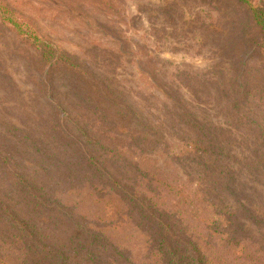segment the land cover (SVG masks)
I'll return each instance as SVG.
<instances>
[{
	"label": "rangeland",
	"instance_id": "1",
	"mask_svg": "<svg viewBox=\"0 0 264 264\" xmlns=\"http://www.w3.org/2000/svg\"><path fill=\"white\" fill-rule=\"evenodd\" d=\"M229 2L0 0L8 10L0 12V131L15 128L28 133L36 146L13 145L0 134V149L8 152L0 164V264H153L160 251L154 241L162 230L154 220L159 211L165 212L160 218L164 224L172 217L178 220L169 228L180 237L178 248L187 237L204 241L202 219L213 218L221 226L209 227L210 245L203 244L211 247L213 259L222 264H264V40L259 30H251L246 12ZM8 16L40 29L44 40L86 70L89 81L110 92L116 107L141 114L144 128L160 136L182 130L173 112L180 103L201 109V117L209 120L214 115L225 118L224 105L217 101L198 107L192 103V91H177L172 78L176 72L200 74L218 68L233 73L237 84L248 86L243 101L232 95L228 113L243 140L233 149V165H218L235 171L243 165L246 173L232 184L204 172L191 161L193 149L189 153L173 140L161 145L158 136L151 138L158 145L138 144L127 133L116 136L112 125L82 112L68 76L44 62L42 45L3 23ZM137 66L154 74L155 81L151 75H138ZM81 114L90 120L89 140L77 141L96 158L89 167L93 176L78 173L84 168L76 167L64 139L51 131L58 120L63 134L74 135L73 122ZM129 121L120 119L117 128L142 131ZM136 165L148 177H137L132 169ZM30 181L42 187L45 202L39 213L31 210L28 215L15 192ZM150 182L157 187L152 193ZM4 211L38 226L42 237L28 243L35 253L19 238L22 228L16 237H8L13 224L2 219ZM144 212L151 219L144 220ZM232 230L237 239L227 244ZM38 242L44 248L40 253ZM167 245L175 248L173 242Z\"/></svg>",
	"mask_w": 264,
	"mask_h": 264
},
{
	"label": "trees",
	"instance_id": "2",
	"mask_svg": "<svg viewBox=\"0 0 264 264\" xmlns=\"http://www.w3.org/2000/svg\"><path fill=\"white\" fill-rule=\"evenodd\" d=\"M228 1H230L228 5L232 4L233 6H237L246 12V14L248 15V20L251 23V30H259V32L262 33L261 35L264 40V0ZM0 12H8L5 6H2L1 3ZM2 22L9 25L11 29L14 30L18 35L26 36L28 40H31L38 45H42L43 48L41 56L44 59V62L50 64L49 67L57 70L59 74H61L62 72L68 76L71 82L70 84L73 85L71 91L75 94L76 97L80 98L78 100V104L82 109L83 113H86L88 111L89 115H96L98 118H100V122H102L103 124L112 125V129H116L117 131L115 133L116 136H123L122 134L127 133L129 136H131V138L133 139L132 141L134 143H151L154 145H158L155 139L151 138L158 137L160 136V134L157 131L147 130L146 128H144L146 125L142 124L144 121L141 120V114H136L134 110L132 112L126 113L122 111V109L116 107V104L111 101V99H109V97H111L110 92H108L107 89L102 88L98 84H93L91 81H89V74L86 72V70L82 66L72 63L70 61L69 56L65 55L64 53H59L57 48L51 42L44 40V37L40 34V29L27 22L23 23L22 21H20V23L14 20L13 17L11 18L9 16L3 17ZM251 43H255V47H257V42ZM255 47H250L249 51L251 55L252 53H254ZM138 61L139 64L142 63L141 59H139ZM261 61L263 62L264 59ZM142 66L141 68L139 66H137L136 68L138 75H151V81H155L153 76L154 74H147L142 68ZM144 66H146V64H144ZM243 75L244 73H239V76L243 77ZM172 78L173 82L176 83L177 91L181 89H188L192 91L190 92L194 95V100L192 101V103L198 105V107L203 106L205 104L208 105V103H210L209 101H217L218 103L224 105L223 110L226 112V114L222 117H225L226 119L221 117L216 118L217 116L214 115L209 120L207 119L209 118V116L201 117V109H193L187 104L180 103L179 107H176L173 112L175 113V122L181 123L180 128L182 130L178 131V133L172 136H170L169 134H162L160 136V141H158L161 143V145H163L169 144L170 141L173 140L174 142L185 146L186 149L188 148V150H190L189 153L192 152L191 150L193 149L195 157L191 161L194 164L201 166V168L204 169V172H209L210 175L215 173L216 175H218V177L220 176L219 178H221L222 180H226V182L229 181L232 184H236V177L240 174L246 173V169L243 167V165H237V167H239L240 169H236L235 171L233 166L220 167L221 165H218V162L225 163L227 165H233L230 162V160L233 159V149H235L237 145L241 144L239 143V139L243 140V138H240V136L238 135V132L235 131V127L231 126V124L229 123V121H231V116L228 113L231 110V106L234 102V100H232L234 98L232 97V95H237L235 101H238L239 99L243 101L245 96L247 98L248 86L243 83V86L237 84L233 80V73L230 74L229 72H224L221 69L218 70V68L200 74H193L187 71H179L176 72L175 75L172 76ZM177 91L175 93H177ZM207 100L209 101L207 102ZM120 119L128 121L130 120L132 124L139 126L142 131L132 132V130H129L128 128L118 129L117 125ZM78 121H81V123ZM89 123V118L82 114L77 119V122H73V125L76 126L74 128V135H77L76 137L73 134L70 135L69 133L63 134L59 129L60 122L58 120L51 127V131L55 136L60 135V137L64 139L65 148L69 149V152L74 155L73 158L76 161V167H78L79 165L84 168L82 170L78 169V173L80 171L81 173H83L84 176L88 172L92 174V176L94 175V172L89 170V167L91 166V163L94 162L96 159L94 154L91 152L89 156L77 141L80 137V139H82L87 144V141H85V139L89 140L88 133L86 131ZM77 125L82 126L83 129L78 128ZM13 129L14 131L11 128L8 130H4L3 128H1L0 134H4L3 137L5 138L3 139L5 141L11 142L13 145L21 144L26 148H36V146L32 145V139L30 134L17 130L15 128ZM163 135H166L168 139H166ZM10 138H12L16 143H14ZM173 141L171 143H173ZM95 144L96 143H93V148H95ZM255 154L256 151H252V157L255 156ZM4 155L8 156V152L0 149V164L1 161L2 164H4L3 162H5L6 160V157ZM150 155L157 154L155 152H151ZM99 167H101L100 164ZM210 168H214L215 171H211ZM132 169L134 171V174L137 175V177H141L143 174L147 177L149 175L137 165ZM22 184H24V182ZM149 185H151L152 187L150 193L157 189V187H153V184H151V182L149 183ZM23 189L24 194H21ZM23 189H17L15 193L20 194L24 203L26 204V207L29 209L27 214L30 215L31 210L32 213L33 211L39 213V211L42 210V204L45 202L44 199L42 200V198L44 197L42 187H38L35 183L30 181V183L28 184L25 183ZM213 190L216 192L221 191L218 187L213 188ZM156 195L158 196V194ZM142 200L145 201L146 197L142 196L141 201ZM244 207L245 206H241L240 208ZM131 213L132 211H129V214ZM161 213L165 214V212L159 211L158 216L154 219L158 222V224L161 225L162 230L154 237V241L155 243H157L158 248H160V251L157 253V255L159 254V256L156 260H154L155 262L153 261V264H222L221 260L212 258L213 253L212 251H210L211 247L203 245H210L209 240L211 239V236L208 234L210 231H207V229H211L209 227H213L214 229H216V227L221 226V224L218 222V219L203 217V223H201V225L202 230L206 232V239L204 241H201L200 239L187 237L188 239L185 238L187 241L185 243H182V248H178L177 243L180 244V237L172 235L169 231V228L173 227L174 225L173 221L178 220L176 219V217H172L170 221L167 218L166 220L169 222L168 224H164L167 222L160 220L162 216H165ZM169 214L170 213H168L167 215L172 216V214ZM142 215L145 218L144 220L151 219V217L148 216V214L145 212L142 213ZM228 216L233 218L235 217L232 212L231 214L228 212ZM2 219L9 220L8 222H11L13 224L11 227L12 232L10 234H7L8 237H16L18 235L19 228H22L23 235L19 236V238L23 239V241L27 243V251L35 253L36 250L28 243L31 242L33 238L39 240L42 237L38 226L36 224H30L26 221H19L17 217L13 216L12 214L6 215V211L3 212ZM239 228L240 229L238 230L241 231L243 229V225ZM28 229H32V231L29 232ZM232 231L233 233L231 235H227L228 237H230V240H228L227 244H231V242H234L232 241L233 239H237V237L234 235V233L237 232L235 230ZM243 231L245 232L246 229L244 228ZM171 242H173L175 248L169 247L167 245ZM198 244H200L201 246L198 247ZM40 247L42 246H40L38 242V253H40L41 250L44 249L43 247L40 249ZM243 250L245 251V249L242 248L241 250H239L242 255L244 254ZM45 253L48 254V252H44L43 254L45 255Z\"/></svg>",
	"mask_w": 264,
	"mask_h": 264
}]
</instances>
